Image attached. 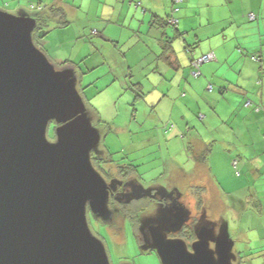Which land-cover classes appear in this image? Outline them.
I'll return each mask as SVG.
<instances>
[{
    "label": "water",
    "instance_id": "95a60500",
    "mask_svg": "<svg viewBox=\"0 0 264 264\" xmlns=\"http://www.w3.org/2000/svg\"><path fill=\"white\" fill-rule=\"evenodd\" d=\"M19 11L0 9V264H111L87 217L112 216L109 184L91 161L100 131L73 68H55L33 40L36 18ZM176 201L141 220L144 247L162 264H234V241L207 213L190 244L169 236L192 217Z\"/></svg>",
    "mask_w": 264,
    "mask_h": 264
},
{
    "label": "rangeland",
    "instance_id": "374dc122",
    "mask_svg": "<svg viewBox=\"0 0 264 264\" xmlns=\"http://www.w3.org/2000/svg\"><path fill=\"white\" fill-rule=\"evenodd\" d=\"M51 1L53 0H48L47 3ZM68 1L74 9L70 10L68 15V19L72 20L71 34L63 29L57 32L65 39L73 40L62 48L53 47L51 53L55 58L51 62L58 70L63 69V66H73L79 74L77 87L87 103V108L96 110L98 113L95 112L99 115L98 119L93 120V124L102 133L101 146L104 151L99 153L100 157L105 160L103 161L105 166L114 173L118 164L125 165L127 168L130 163L136 164L140 176L134 172L135 178L145 187H150L155 182L166 183L165 175L161 177V169H164L170 160L156 158V161L150 162L154 158L150 159L149 155L154 152L148 153L150 149L154 150V146H148V138L153 134L159 135L157 110H165V108L175 110L176 115L192 110L191 114L194 115L195 120L206 124L209 120H202L205 114L198 110H213L214 108L235 110L238 107L237 96L225 104L224 96L220 92V84L211 81L214 89L209 90L208 84L203 85L197 82L199 78L193 76L189 68L194 78L193 86L184 82V92L187 93V97L181 100L183 97H180V91L177 92L174 68L169 65L167 69L162 59L159 61L152 57L154 52L160 51L158 40L154 36L157 29L150 28L149 20L152 18V12L144 13V8L138 3H131L130 0L124 2L121 0ZM211 3H214V0ZM32 4L31 0H0V9L12 14L20 13L19 10L24 9L27 12L23 13L36 16V8H31ZM64 5L63 3V8ZM119 8L123 13L118 18L117 9ZM183 8L182 6L181 11L193 13V8ZM220 11L224 9L217 8L213 16L216 17ZM144 16L145 19H143ZM65 19L67 20L66 16ZM85 26H87L88 33L79 36V31L84 30ZM168 29L171 33L176 32L175 26L171 24L168 25ZM179 37L182 38L183 35L179 34ZM33 40L36 42L35 32H33ZM173 43L179 59L189 61V50L186 49L185 40L176 38ZM144 46L148 51H145ZM215 59L213 60L217 61L216 57ZM157 60L159 67L168 71L166 78L162 81L160 80L163 78L162 69L157 67ZM63 62L66 63L63 64ZM128 65L132 71V78L131 76L124 77L125 71H128ZM225 72L226 67L224 66L219 70V75ZM147 74L152 81L156 82V86L153 82L152 84L148 82ZM139 82L145 85L147 93L150 91V96L161 90L167 93V98L160 103L153 102L157 103L154 106H157V109L153 108V104L144 97L138 98L133 104L135 92L132 88L136 89L135 84ZM147 110H154V112ZM226 118L224 113L223 120ZM169 123L172 129L175 124L174 120L170 119ZM55 129V124H50L47 137L51 141L56 140ZM164 142L161 137L163 145ZM174 152H177V149H174ZM156 155L159 156L158 153ZM145 157L146 162L142 164ZM231 157L233 159L221 163L220 170H217L221 184L210 177L211 181L202 165L199 171L191 176L182 174L176 175L173 179L180 186L183 194L180 201L191 209L192 219H198L202 213H207L208 218L216 225L222 224L227 228L229 236L234 241V252L244 256L240 264H264L262 262L264 260V232H261L264 230V224L258 223V220L262 221L264 218V201H261L262 210L254 204V200L248 207L243 193L248 185L255 188L258 181L254 180V174L252 177L247 175L248 170L247 168L242 169L241 163L235 164L237 156ZM177 158L181 161L188 160L185 148L176 154ZM96 163H94L95 167L98 168L99 163ZM190 170L191 166L187 164L186 171ZM259 182L264 181L259 180ZM226 191L234 194L236 198L227 199ZM239 199L243 201L240 202ZM147 214L142 215V221ZM87 217L92 233L105 244L111 264H162L156 250L151 251L141 245L142 239L138 237L137 228L129 219L124 224L120 221L119 225L122 224V229L118 226H110L108 222H103L92 212L87 213ZM257 231L261 233L258 234ZM179 237L183 238L181 235ZM234 264H237V261Z\"/></svg>",
    "mask_w": 264,
    "mask_h": 264
},
{
    "label": "crops",
    "instance_id": "0c3cea01",
    "mask_svg": "<svg viewBox=\"0 0 264 264\" xmlns=\"http://www.w3.org/2000/svg\"><path fill=\"white\" fill-rule=\"evenodd\" d=\"M33 1L31 0V3L37 5V7L41 6L43 9L51 6L58 7L55 15L58 18L61 16L62 19H65V16L67 18V20L65 19L67 21L66 25L54 26L55 24H51L49 30L46 32L39 31V35L36 37L39 48L46 55L48 54L47 57L49 56L50 61H53L55 57L51 53L52 48H62L73 40L71 38L65 39L57 31L63 29L71 34L72 20L68 19V15L69 11L74 9L68 3V0H53L50 3H47L48 0ZM121 1L124 2L125 0ZM211 1L184 0L179 11L174 13V17L178 19V22L175 26L176 32L171 33L168 29L170 24L164 25L163 19L167 20L168 16L172 14L173 0H130L131 3L136 2L143 7L144 13L152 12V18L149 20L150 28L157 29L154 36L158 40L160 49L159 52L153 51L152 57L158 60L162 59L165 62L163 65L167 69H169V65L174 68L177 79V92L180 91V97H183L181 100L187 97V93L184 92V82L186 81L193 86L194 75L192 74V76L189 72V68H191V73L193 71L191 61L194 57L206 53H213L217 61H207L201 65L202 74L198 77L197 82L203 85L208 84L209 90L214 89L211 81L218 82L225 104H228L236 96L238 99V107L235 110H217L215 108L213 110H198V112L203 111L205 114L204 118L202 117L203 119L200 117L202 120H209L206 124L195 120L194 115L191 114L192 110H187L181 115H176L175 110H166V108L165 110H157L159 135L153 134L148 138V146H154V150L150 149L148 152H154V154L149 155V158H154L150 162L156 161V158L170 160V163L164 169H161V177L163 175L176 176L197 173L202 165L209 178L211 177L215 182L220 183L219 174L217 173V170L219 171L221 168L220 164L229 162L228 160L233 159L231 156H237L235 164L241 163L242 169L247 168V175L252 177V174H254V180L258 181L255 188L248 185L244 189L246 203L249 207L254 200V204L259 205L260 201H264V187L262 188L264 182H259V180L264 181V0H214V3H211ZM63 3L65 4L64 8ZM182 6L183 9L193 8V13L181 11ZM220 7L224 11L218 12L217 16L214 17V11ZM24 11L26 12V10ZM60 12L62 14L59 16ZM251 12L257 15L254 20H250L248 17ZM122 13L121 8L117 9L118 18ZM143 19H145V16ZM251 21L255 22L250 23ZM87 33L88 29L85 26L84 30L79 31V36ZM179 34L183 35L186 49L189 50V61L187 59L182 61L175 52L173 40L176 38L182 39ZM169 38L172 40V50L165 47V42ZM144 48L145 51H148L146 46ZM191 52L192 54H190ZM252 54L262 56L263 62L253 60L251 58ZM158 60L156 63L157 67L160 68V60ZM65 63L63 62V64ZM224 66L226 72L219 75V70ZM66 67H71L75 71L73 66ZM127 70L124 77L131 76L132 78L129 65ZM167 73L168 71L162 69L163 78L160 79L161 81L166 78ZM75 74L78 85L80 77L76 71ZM147 76L149 78V74ZM148 82L150 84L153 82L156 86V82L152 79L149 78ZM135 85L137 88H132L135 92L133 104L136 103L138 98L144 97L149 103L153 104V108H156L157 106H154L157 103L154 104L153 102L160 103L168 96L163 90L150 96V91L147 93L142 82ZM247 103L248 105H246ZM199 109L201 108L199 107ZM95 111L91 110L93 120L99 118L98 112ZM147 111L154 112V110ZM224 113L227 116L226 120H223ZM134 116L136 115L134 114ZM170 119L175 122L172 129L169 127ZM161 137L165 141L164 145L161 143ZM184 148L188 156V160H184L185 162L176 159V154ZM174 149H177V152H174ZM157 153L159 156L156 155ZM203 153L207 155L206 162L199 164L195 156ZM145 162L146 157L142 164H145ZM130 164L135 168V172H138V166L134 163ZM187 164L191 166L189 172L186 171ZM250 183L252 184L253 181ZM226 193L227 199L236 198L234 194L227 191ZM239 200L240 202L243 201L242 199ZM259 208L262 210V203ZM258 223L260 225L264 224V218L262 221L258 220Z\"/></svg>",
    "mask_w": 264,
    "mask_h": 264
},
{
    "label": "flooded vegetation",
    "instance_id": "af4514ba",
    "mask_svg": "<svg viewBox=\"0 0 264 264\" xmlns=\"http://www.w3.org/2000/svg\"><path fill=\"white\" fill-rule=\"evenodd\" d=\"M38 35H39V30L35 31V37H37ZM53 123L54 122H51V124ZM101 151L103 152L102 149ZM93 157L94 159L96 158V162L99 163V164L96 163L97 166L99 165L98 168L96 167V169L104 177L107 184H109L108 206L109 209L112 211V216L108 220L107 224L113 227L118 226L119 228L123 229L122 224L119 225L120 221L124 224V222H126V220L129 219V221L133 223V226L137 228L138 237L142 239L141 245H145V241L140 229L141 220H142L141 217L144 214L152 213L153 211H155V209L158 206H163V207L168 206L174 200L180 202L183 194L181 192V196L180 198H178V190L179 189L181 190V188L174 181L175 179H173L176 178V176L166 175L164 177L166 183L161 184L155 182L152 185L155 188H152V190L148 192H145V190L144 192H141V188L139 186L142 184L137 178H135V174H134L135 168H133L131 164H129L128 168L125 165L118 164V168L114 173L107 166H105L103 162L105 160L102 157H100L99 154H95L93 155ZM135 173L137 174V176H140L138 172ZM132 212H134L135 214ZM99 219L101 218L99 217ZM196 222L197 219L190 218L187 222L183 224V227L180 230V232H182V230L189 224L194 225ZM180 232L177 233L176 235L172 233L169 236L170 237L180 236L181 234ZM150 250L152 251L153 249Z\"/></svg>",
    "mask_w": 264,
    "mask_h": 264
},
{
    "label": "trees",
    "instance_id": "16d2710c",
    "mask_svg": "<svg viewBox=\"0 0 264 264\" xmlns=\"http://www.w3.org/2000/svg\"><path fill=\"white\" fill-rule=\"evenodd\" d=\"M179 1V2H178ZM184 0H173V5H172V14L170 15V16H168V18H167V20H164L163 19V23H164V25L165 24H171V25H173V26H176L177 25V22H178V19L176 18V17H174V13L178 10L179 11V9H180V5H181V3L183 2ZM57 9H58V7H54V6H51V7H49V8H47V9H44V10H42V9H40V10H38L37 12H36V18H37V25H36V27H35V29H34V32L35 31H37V30H39L40 32L41 31H43V32H46L47 30H49V28L51 27V24H55L54 26H57V25H59V24H64V25H66L67 24V21L65 20V19H62V16L60 17V18H58L56 15H55V12L57 11ZM254 15H255V18L257 17V15L254 13V12H252ZM62 14V12H60L59 13V16ZM248 17H249V19L250 20H254L253 18H250V16H249V14H248ZM173 18H176L177 19V22H172L171 20L173 19ZM155 21H157V20H155ZM163 25V24H162ZM163 25V26H164ZM165 47H166V49H170V50H172V40H171V38H169L168 40H166V42H165ZM195 58V57H194ZM251 58L253 59V60H256V61H260L261 63L263 62V58H262V56H257L256 54L254 55V54H252L251 55ZM192 68H193V66H192ZM192 74L194 75V73H193V71H192ZM202 73H200L199 75H194L195 77H199L200 75H201ZM246 105H248V103L246 104ZM208 150H209V148H208ZM195 158H196V160L199 162V164L201 163V164H204L205 162H206V159H207V155L205 154V153H203V154H199V155H197V156H195ZM92 162H93V164L94 163H96V159H94V157L92 158ZM95 165V164H94ZM134 171H135V169H134ZM261 202V201H260ZM259 202V205H257V206H259V207H261V203ZM258 204V203H257ZM132 213H134V212H132ZM135 214V213H134ZM135 217V216H134ZM261 232H264V230H262ZM261 232H259V231H257V233L259 234V233H261ZM181 234V236L187 241V242H189V241H192V240H194V238H195V234H194V231H193V225L192 224H189L188 226H186L183 230H182V232H180ZM248 234L249 235H251V232H249L248 231ZM238 255V254H237ZM243 258H244V256H242V255H238V259H237V264H240V262H243ZM262 262H264V260L262 261Z\"/></svg>",
    "mask_w": 264,
    "mask_h": 264
},
{
    "label": "built area",
    "instance_id": "2783aa9c",
    "mask_svg": "<svg viewBox=\"0 0 264 264\" xmlns=\"http://www.w3.org/2000/svg\"><path fill=\"white\" fill-rule=\"evenodd\" d=\"M254 17H255V15L253 13H251L250 18H254ZM171 21L177 22V19L173 18ZM214 58H215V55L213 53H206V54L202 55L201 57L195 58L192 62L194 75L200 74V66L202 63L213 60Z\"/></svg>",
    "mask_w": 264,
    "mask_h": 264
},
{
    "label": "clouds",
    "instance_id": "9594fccd",
    "mask_svg": "<svg viewBox=\"0 0 264 264\" xmlns=\"http://www.w3.org/2000/svg\"><path fill=\"white\" fill-rule=\"evenodd\" d=\"M31 8H36V12L38 11V10H40V9H43V7H41V6H39V7H37V6H35L34 4H32L31 5ZM27 12V11H26ZM252 13V12H251ZM251 13H249V16H250V14ZM35 18H36V16H34ZM255 18V17H254ZM253 18V19H254ZM36 21H37V18H36ZM37 25V24H36ZM35 29V28H34ZM33 32H34V30H33ZM35 44L37 45V43L35 42ZM38 46V45H37ZM39 47V46H38ZM204 55V54H203ZM202 56V55H201ZM201 56H199V57H201ZM195 58H198V57H195ZM195 58H193V60L195 59ZM215 59V58H214ZM193 60L191 61V64H192V62H193ZM211 61V60H210ZM203 64V63H202ZM201 64V65H202ZM201 67V66H200ZM200 73H201V70H200ZM79 90V89H78ZM79 92H80V90H79ZM84 99V98H83ZM85 101V100H84ZM86 103V102H85ZM87 105V104H86ZM90 113H91V115H92V112H91V110H90ZM93 116V115H92ZM52 122H54V121H52ZM51 124V123H50ZM50 124H49V126H50ZM54 124L57 126V124L54 122ZM56 126H55V128H56ZM100 131V130H99ZM100 134H101V139H102V133H101V131H100ZM101 140H100V144H99V150H98V152H95L94 150L91 152V161H92V154L93 153H95V154H99V153H102V151H101V149L103 150L104 148H102V146H101ZM104 151V150H103ZM93 163V162H92ZM94 165V164H93ZM94 167H95V165H94ZM96 168V167H95ZM180 190V189H179ZM181 191V190H180ZM185 205V204H184ZM186 206V205H185ZM194 226V225H193ZM184 239V238H183Z\"/></svg>",
    "mask_w": 264,
    "mask_h": 264
}]
</instances>
